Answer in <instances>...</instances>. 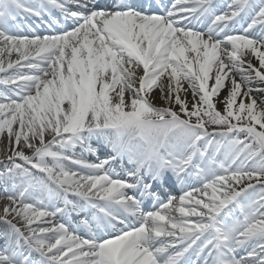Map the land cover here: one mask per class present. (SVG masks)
I'll return each instance as SVG.
<instances>
[{
    "label": "bare ground",
    "instance_id": "bare-ground-1",
    "mask_svg": "<svg viewBox=\"0 0 264 264\" xmlns=\"http://www.w3.org/2000/svg\"><path fill=\"white\" fill-rule=\"evenodd\" d=\"M107 1L102 0V3L107 4ZM248 10L246 0L235 1L232 5L231 18L227 23L240 22ZM122 20L131 51L123 47L118 39H114L115 55L104 53L106 50L104 48H101L102 54L94 49L86 51L74 49L72 53L64 56L58 53L50 77L69 78L67 90L62 87L59 93L51 85L42 91L45 82L39 79L41 83L39 88L25 98V103L13 107L12 116L8 115V118L0 121V134L9 133L10 143L6 156V151L0 152V164L5 161L3 157H10L15 150H20L23 156L37 150V155L52 166V173L59 175L60 182L68 189L92 191L94 182L82 179L81 173L73 171L76 168L83 172L86 166L70 165L55 155V150H65L62 145L67 139L61 132L83 104V97L90 88L95 90L98 98L104 92L108 93L107 100L116 105L129 106L134 103L135 98H140L147 100L152 106L169 109L174 95H177L188 109L207 104L215 113H219L223 107L231 105L240 118V129H247L254 135L264 138L263 43L253 42L251 35L247 34L246 39L218 44L207 38L175 30L161 21L144 20L140 15L125 12ZM223 26L227 25H214L212 34L224 33ZM41 41L48 39L44 38ZM75 41L76 35L68 41L65 39L67 44ZM52 45H55L54 41ZM18 46L19 49L15 50L10 60L8 59L9 67H13L12 73L23 70L24 61L31 60L37 48L36 42L32 41H24ZM5 54L6 51L0 49V64ZM59 58H62L63 65L58 63ZM2 70L4 69L0 71ZM157 74L160 75L158 80L160 86L152 93V88L158 82L152 77ZM204 87L209 88L208 93L204 92ZM41 91L43 93L40 96ZM0 93L6 94L8 91L0 87ZM231 129L227 127L224 131ZM117 135L118 133L111 130L96 137L102 142ZM47 151L50 154H44ZM86 156L82 154V158ZM112 162L111 160L106 163L108 166L114 165ZM1 180L4 182L5 178ZM255 184H264V179L250 175L243 178L232 176L225 181L217 182L208 187L207 191L192 198L190 204H193L196 211L191 216L206 218L209 210L219 208L221 198L227 201ZM24 189H28L25 196L22 195ZM47 191L55 190L52 186L50 190L46 189L41 183L34 185L30 180L19 183L18 190L13 186L9 188L8 195L20 202L19 205L15 203L10 205L9 216L14 218L15 223H20L24 234L35 239L30 238L32 243L38 242L37 230L51 223L48 215L41 211L52 210L53 204L45 202L39 206L34 199V196ZM57 196L60 197L59 201H62V193L57 192ZM0 227H4L2 222ZM41 231L43 234L50 232L49 229ZM51 237L50 234H45L42 240L47 241ZM248 243L245 239L240 244ZM130 244L131 242L126 240L123 245ZM110 246L111 244L107 242L103 249L110 251L106 250ZM194 251L195 249L192 252ZM7 257L17 264H30L17 257ZM253 257L251 254L248 256L251 259ZM5 259H7L5 255L0 258V264H5ZM101 259L102 264H112L116 261L108 258L106 254H101Z\"/></svg>",
    "mask_w": 264,
    "mask_h": 264
},
{
    "label": "rangeland",
    "instance_id": "rangeland-1",
    "mask_svg": "<svg viewBox=\"0 0 264 264\" xmlns=\"http://www.w3.org/2000/svg\"><path fill=\"white\" fill-rule=\"evenodd\" d=\"M256 13L257 11L254 13V16ZM258 17H263L264 19V11L261 12ZM125 46L129 49V45L127 43ZM2 47L3 46H1L0 49H2ZM4 47L5 48L3 49L6 51V54L0 64V70L3 68L6 71L10 68L8 59L10 60L11 56L15 54V50L19 49V46L14 44L12 46L5 45ZM97 51L99 53L101 52L100 49H97ZM112 55L114 54L112 53ZM58 60L59 64H64L62 58H59ZM54 64L55 62L47 67V70L41 76L43 83L45 82L42 91L47 90L48 87L52 85L60 93L62 87L67 90L70 79L65 76L50 77V73L53 72ZM152 78H154L155 81H158L160 75L157 74ZM3 79L4 78L0 79V83H3ZM49 79H51V81L48 82ZM23 80L25 81V79ZM6 83L13 84L12 80ZM159 86L160 83L158 81L156 86L152 88V93L157 91ZM42 91L39 93L40 96L43 93ZM208 91L209 88L204 87V92L208 93ZM95 93V90L92 88L86 92L83 97V104L75 112V115L69 119V124L65 130L61 132V135L64 136L69 134V132L76 127H104L107 123H109L107 120L116 125L121 123L120 129L128 130L131 134L135 132L134 135L139 136L140 138L141 131V134L144 135L146 134L145 130H147V128H149L150 131L151 129H158L161 131L162 136H171L179 143H183L189 139H191L192 143H194L196 140V136H194L195 133L209 132L212 134L210 139L218 137L215 140V142H217V146L213 145L214 141L211 144L202 143V147L211 145L213 150L208 151V153L203 157H199L197 164L200 165L201 169H204L207 172H210L211 169H223L219 171V175L215 176L208 183V187L215 185L218 181L220 182L226 180L232 175L240 178L249 175L256 177L259 176L264 179V138L254 135L247 129H240V118L236 114L233 106L230 105L223 107L219 113H215L213 108L207 104L201 107L188 109L184 104H182L177 95H174L171 99L170 102L172 106L169 107V109L152 106L147 100L140 98H135V101H133L134 103L129 106L116 105L114 102L107 100L108 93L104 92L99 98ZM13 110V106L9 103L1 105L0 121L8 118V115L12 116ZM135 116L141 119L140 127L138 126V122H129ZM227 127L232 129L230 131H223ZM199 133H197V135H199ZM214 135L216 136L213 137ZM9 144V133L5 132L0 134V152L2 153V151H6L5 156L10 149V147H8ZM225 147H227L229 151L224 150L223 148ZM21 153L22 152L20 150H15L10 157H3L7 163H5L6 165L0 166L3 173L6 168L10 169V165L12 163L24 165V162H27L29 158L40 156L37 155V150H33L26 156H23ZM216 153L221 157L223 162L217 161L215 157ZM44 154L50 153L47 151ZM208 157L213 159L211 163L207 161ZM245 192H247V195L240 201H238L239 199L232 197L227 201L221 198L219 208L217 210L214 209V211L209 210L210 212H208L207 217H210V215L218 210L225 211L228 208H231L232 211L241 213V215H244L242 220H246L247 226L240 229L238 231V235L256 237V242L252 244L251 249H253L252 251L257 252L258 255L261 253L264 255V184H255ZM219 197H221V195H219ZM11 201L12 199L0 196V222H5L7 225L12 223L16 227L18 224L22 227L20 223H15L14 218L9 216L8 208L11 204H13ZM175 208L176 212H178L182 207L179 205L175 206ZM172 222L173 220H169V225H171ZM199 223V220H195V225H199ZM48 226L51 225L48 224L42 229H49L50 227ZM230 228L232 229L231 226ZM173 256L177 257L178 255L173 254ZM245 264L251 263L245 262Z\"/></svg>",
    "mask_w": 264,
    "mask_h": 264
}]
</instances>
